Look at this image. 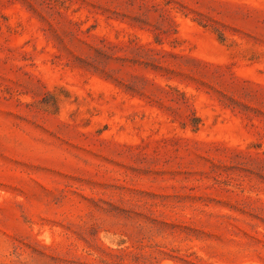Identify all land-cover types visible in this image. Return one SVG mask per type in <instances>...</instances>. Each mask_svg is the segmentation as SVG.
I'll return each instance as SVG.
<instances>
[{
    "label": "rangeland",
    "instance_id": "rangeland-1",
    "mask_svg": "<svg viewBox=\"0 0 264 264\" xmlns=\"http://www.w3.org/2000/svg\"><path fill=\"white\" fill-rule=\"evenodd\" d=\"M0 264H264V0H0Z\"/></svg>",
    "mask_w": 264,
    "mask_h": 264
}]
</instances>
